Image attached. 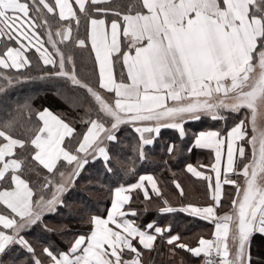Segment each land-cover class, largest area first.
I'll return each mask as SVG.
<instances>
[{"label":"snow or ice","instance_id":"obj_1","mask_svg":"<svg viewBox=\"0 0 264 264\" xmlns=\"http://www.w3.org/2000/svg\"><path fill=\"white\" fill-rule=\"evenodd\" d=\"M40 91L62 107L35 105ZM208 120L223 128L189 134ZM162 130L178 162L211 150L184 163L206 182L203 201L173 204L137 167ZM93 165L133 179L67 237L45 218L72 214ZM150 208L210 228L182 236L170 220L144 222ZM152 253L264 264V0H0V264H155Z\"/></svg>","mask_w":264,"mask_h":264},{"label":"trees","instance_id":"obj_2","mask_svg":"<svg viewBox=\"0 0 264 264\" xmlns=\"http://www.w3.org/2000/svg\"><path fill=\"white\" fill-rule=\"evenodd\" d=\"M91 66L89 62V67ZM82 75H88L87 72H82ZM34 104L39 106L44 104L53 108L62 107L60 102L52 96V94L40 91L34 100ZM66 107V106H63ZM224 122L213 123L210 120L205 121L204 124H198L195 122H189L188 127L191 131H199L201 128L213 127L223 128ZM163 135L156 141L154 147L149 149V160L145 161L141 166L139 163L137 167L140 171H148L155 175L160 187L163 189V195L173 202L178 204L181 200L184 202L194 201L201 202L204 200L206 185L194 179L188 174L184 168L185 162H192L196 164L202 160L208 162L210 160V153L194 149L192 154L184 152L179 162L176 159H172L166 151V146L169 143L168 137L171 130H162ZM167 161V163H165ZM100 165H93L91 169H87L84 176L91 180V184H86L84 180H80L76 187V204L74 205V211L72 214H68L65 211L63 214L49 215L46 216V222L51 227H57L60 225H66L64 235L70 237L73 232L79 233L82 230L80 217L89 212L99 213L110 204V189L117 186L119 183L125 181H131L132 177H125L123 175L112 176L110 178L98 175L96 168ZM91 173V175L89 174ZM173 180L178 181L183 189L184 196L180 197L175 185L172 183ZM228 188L226 189L227 192ZM143 197L141 196V200ZM154 199V197H153ZM82 201V203H81ZM228 201L226 199L225 205L227 206ZM134 207L143 208L141 203H133ZM153 218H157L160 223H164L165 220H170L173 226L174 232H179L182 236H192L197 233L203 232L207 234V229L210 228L207 222L202 220H195L191 217H187L183 213L175 214L174 216L158 217L157 212L151 209L143 216V221L147 222ZM51 238L58 243H63V238L57 236L55 233L50 234ZM259 241H254L253 254L255 255L258 250ZM161 251H164L163 249ZM155 259V264H161L162 257L157 256L155 253L151 254ZM186 257L192 260V264H197V258L191 257L190 254L184 253ZM149 259V253L145 252V260ZM179 259V257L177 258Z\"/></svg>","mask_w":264,"mask_h":264},{"label":"crops","instance_id":"obj_3","mask_svg":"<svg viewBox=\"0 0 264 264\" xmlns=\"http://www.w3.org/2000/svg\"><path fill=\"white\" fill-rule=\"evenodd\" d=\"M197 150L205 151V152H208V153H210V151H211V150H208V149H197ZM202 160H205V159H202V158H201V161H200V162H202V163H208V162H209V161H208V162H204V161H202ZM185 170H186V169H185ZM186 172H187V171H186ZM188 174H190V173H188ZM190 175H191V174H190ZM191 176H192V175H191ZM192 177H193L194 179L200 181L198 178H196V177H194V176H192ZM204 185H206V182L204 183ZM227 188L229 189L230 186H227V185H226V186H225V190H226ZM177 191H178V193H179V190H178V189H177ZM141 196H142V195H141ZM224 200H225V203H226V198H224ZM197 202H198V201H197ZM225 206H226V205H225ZM226 207H227V206H226ZM226 207H225V210H226ZM147 260H148V259H147ZM146 262H147V261H146Z\"/></svg>","mask_w":264,"mask_h":264}]
</instances>
